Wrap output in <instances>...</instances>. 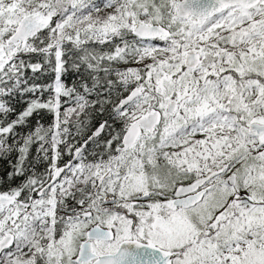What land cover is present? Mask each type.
<instances>
[{"label":"snow or ice","instance_id":"6c2138e0","mask_svg":"<svg viewBox=\"0 0 264 264\" xmlns=\"http://www.w3.org/2000/svg\"><path fill=\"white\" fill-rule=\"evenodd\" d=\"M0 264H264V0H0Z\"/></svg>","mask_w":264,"mask_h":264},{"label":"trees","instance_id":"16d2710c","mask_svg":"<svg viewBox=\"0 0 264 264\" xmlns=\"http://www.w3.org/2000/svg\"><path fill=\"white\" fill-rule=\"evenodd\" d=\"M72 77H69V80H71ZM39 83H44V82H51L50 79H48L47 77H41L40 81H38Z\"/></svg>","mask_w":264,"mask_h":264}]
</instances>
